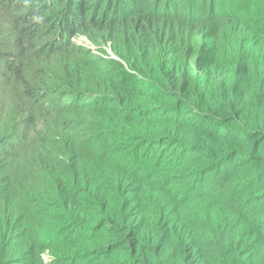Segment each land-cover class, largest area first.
<instances>
[{
	"label": "clouds",
	"instance_id": "clouds-1",
	"mask_svg": "<svg viewBox=\"0 0 264 264\" xmlns=\"http://www.w3.org/2000/svg\"><path fill=\"white\" fill-rule=\"evenodd\" d=\"M45 263L264 264V0H0V264Z\"/></svg>",
	"mask_w": 264,
	"mask_h": 264
},
{
	"label": "trees",
	"instance_id": "trees-1",
	"mask_svg": "<svg viewBox=\"0 0 264 264\" xmlns=\"http://www.w3.org/2000/svg\"><path fill=\"white\" fill-rule=\"evenodd\" d=\"M79 37H87L92 43H94L93 42V40L88 36V35H86V34H81V35H79L77 38H79ZM76 38V39H77ZM84 46V45H83ZM85 47H88V46H85ZM88 48H90V47H88ZM45 253V252H44ZM42 255H43V253H42ZM42 259H43V256H42ZM44 260V259H43ZM45 262V261H44ZM46 264V263H45Z\"/></svg>",
	"mask_w": 264,
	"mask_h": 264
},
{
	"label": "rangeland",
	"instance_id": "rangeland-1",
	"mask_svg": "<svg viewBox=\"0 0 264 264\" xmlns=\"http://www.w3.org/2000/svg\"><path fill=\"white\" fill-rule=\"evenodd\" d=\"M77 43L85 44V43H88V41L85 38H79V39H77Z\"/></svg>",
	"mask_w": 264,
	"mask_h": 264
}]
</instances>
